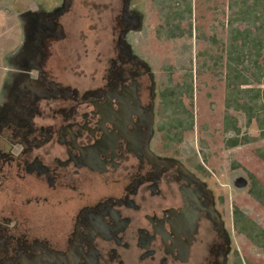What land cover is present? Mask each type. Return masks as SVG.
Segmentation results:
<instances>
[{
    "label": "flooded vegetation",
    "instance_id": "flooded-vegetation-1",
    "mask_svg": "<svg viewBox=\"0 0 264 264\" xmlns=\"http://www.w3.org/2000/svg\"><path fill=\"white\" fill-rule=\"evenodd\" d=\"M73 3L42 11L55 29L34 45L29 27L27 50L6 60L18 68L0 89V221L42 235L13 245L12 261L216 264L225 242L213 194L197 171L161 159L144 75L119 59L91 72L74 53Z\"/></svg>",
    "mask_w": 264,
    "mask_h": 264
},
{
    "label": "rangeland",
    "instance_id": "rangeland-1",
    "mask_svg": "<svg viewBox=\"0 0 264 264\" xmlns=\"http://www.w3.org/2000/svg\"><path fill=\"white\" fill-rule=\"evenodd\" d=\"M60 1L0 0V36L7 31L0 37V89L5 74L10 72L5 68H18L9 66L6 60L15 58L19 50H27L23 40L25 30L30 27L31 32H37L33 44H38L40 29L42 32L55 29L51 24L55 15L48 12H60L62 7L54 11ZM74 1V17L65 18L67 25L74 27L71 34L79 39L73 47L74 53L85 63L91 60V72L100 64L109 67L113 59H119L142 73L149 87L151 103L147 110L154 130L162 114L159 85L169 74L175 83H182L183 75L193 70V106L189 98L182 100L193 112L194 127L184 131L180 141L172 142L157 131L158 141L168 145L161 159L181 166L183 170L187 165L194 173L197 171L195 176L213 194L225 242L216 264H236L237 253L243 264H264V251L234 227L233 213L237 207L264 228V205L250 194L251 175L264 185V160L256 153L257 149L264 148V138L232 149L225 146V42L229 0H192V35L173 40L161 37L160 26L164 19L155 6L158 0ZM233 114L238 118L242 134L259 136L256 122L249 126L243 113ZM8 212L1 211L0 214ZM38 228L34 232L22 222L9 224L4 217L0 221V264H42L39 257L33 255L35 258H32L30 254H23L13 262L15 254L8 252L13 245L24 247L32 243L30 232L35 233L36 238H42ZM78 260L79 257L74 258L69 264Z\"/></svg>",
    "mask_w": 264,
    "mask_h": 264
},
{
    "label": "trees",
    "instance_id": "trees-1",
    "mask_svg": "<svg viewBox=\"0 0 264 264\" xmlns=\"http://www.w3.org/2000/svg\"><path fill=\"white\" fill-rule=\"evenodd\" d=\"M164 24L160 26L162 38L173 40L192 35V0H158ZM185 23V26H183ZM226 72H225V113L223 131L227 135L225 146L232 149L264 138V0H229L227 22ZM162 106L159 130L165 138L180 141L184 131L194 127L192 110L183 104V97L194 100V73L190 69L183 75L182 83H175L172 74L159 85ZM241 112L247 125L256 122L259 136L242 134L237 116ZM264 160V148L256 150ZM250 194L264 205V185L251 175ZM235 229L247 236L264 251V228L235 207ZM236 264H243L238 253Z\"/></svg>",
    "mask_w": 264,
    "mask_h": 264
},
{
    "label": "crops",
    "instance_id": "crops-1",
    "mask_svg": "<svg viewBox=\"0 0 264 264\" xmlns=\"http://www.w3.org/2000/svg\"><path fill=\"white\" fill-rule=\"evenodd\" d=\"M228 9H229V4H228ZM225 53H226V49H225ZM263 57H264V53H263ZM225 69H226V61H225ZM225 72H226V70H225Z\"/></svg>",
    "mask_w": 264,
    "mask_h": 264
},
{
    "label": "water",
    "instance_id": "water-1",
    "mask_svg": "<svg viewBox=\"0 0 264 264\" xmlns=\"http://www.w3.org/2000/svg\"><path fill=\"white\" fill-rule=\"evenodd\" d=\"M244 184V183H243Z\"/></svg>",
    "mask_w": 264,
    "mask_h": 264
}]
</instances>
